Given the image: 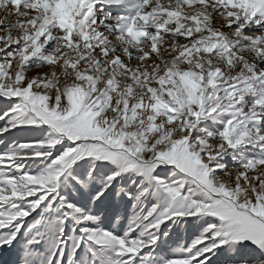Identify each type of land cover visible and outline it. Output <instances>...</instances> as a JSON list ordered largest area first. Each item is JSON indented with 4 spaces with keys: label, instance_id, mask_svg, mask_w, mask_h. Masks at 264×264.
<instances>
[{
    "label": "snow or ice",
    "instance_id": "1",
    "mask_svg": "<svg viewBox=\"0 0 264 264\" xmlns=\"http://www.w3.org/2000/svg\"><path fill=\"white\" fill-rule=\"evenodd\" d=\"M10 264H264V0H0Z\"/></svg>",
    "mask_w": 264,
    "mask_h": 264
},
{
    "label": "rangeland",
    "instance_id": "2",
    "mask_svg": "<svg viewBox=\"0 0 264 264\" xmlns=\"http://www.w3.org/2000/svg\"><path fill=\"white\" fill-rule=\"evenodd\" d=\"M11 257L6 254H0V264H10Z\"/></svg>",
    "mask_w": 264,
    "mask_h": 264
}]
</instances>
